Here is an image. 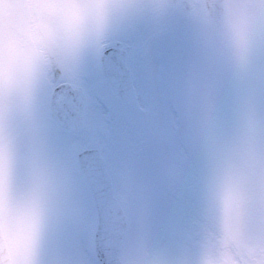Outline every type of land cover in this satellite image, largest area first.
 <instances>
[{
    "label": "rangeland",
    "instance_id": "obj_1",
    "mask_svg": "<svg viewBox=\"0 0 264 264\" xmlns=\"http://www.w3.org/2000/svg\"><path fill=\"white\" fill-rule=\"evenodd\" d=\"M95 1L0 0V208L13 264H97L79 240L86 189L49 110L56 84H83L90 101L105 79L98 44L67 39V28L88 39L74 22L87 25ZM250 1L227 0L226 43L203 23L164 25L191 46L177 115L194 183L176 193L186 214L164 221L138 170L118 168L125 264H264V0ZM147 18L138 8L137 24Z\"/></svg>",
    "mask_w": 264,
    "mask_h": 264
},
{
    "label": "snow or ice",
    "instance_id": "obj_2",
    "mask_svg": "<svg viewBox=\"0 0 264 264\" xmlns=\"http://www.w3.org/2000/svg\"><path fill=\"white\" fill-rule=\"evenodd\" d=\"M189 54L181 31L159 37L147 51H117L113 75L95 84L88 103L69 109L61 135L87 199L80 243L96 247L120 227L110 192L123 164L148 182L161 220L186 214L188 200L176 193L190 190L195 160L186 152L177 113Z\"/></svg>",
    "mask_w": 264,
    "mask_h": 264
},
{
    "label": "water",
    "instance_id": "obj_3",
    "mask_svg": "<svg viewBox=\"0 0 264 264\" xmlns=\"http://www.w3.org/2000/svg\"><path fill=\"white\" fill-rule=\"evenodd\" d=\"M212 4V1H211ZM113 54V53H112ZM112 54H107V59L104 60L106 75L110 77L114 73V57ZM108 69V70H107ZM86 98L81 89H73L70 85L59 87L52 98L53 115L65 124L66 115L70 108L85 104ZM110 200L112 206L117 211L121 218L120 227L115 232L106 233L102 240L97 245L98 254L102 264H119L117 260L120 242L125 229L124 219L119 210V206L115 202L110 192ZM0 264H10L7 250L0 236Z\"/></svg>",
    "mask_w": 264,
    "mask_h": 264
}]
</instances>
